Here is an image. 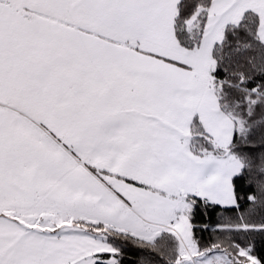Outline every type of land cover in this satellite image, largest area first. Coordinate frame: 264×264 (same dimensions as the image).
Returning <instances> with one entry per match:
<instances>
[{
  "label": "snow or ice",
  "instance_id": "snow-or-ice-1",
  "mask_svg": "<svg viewBox=\"0 0 264 264\" xmlns=\"http://www.w3.org/2000/svg\"><path fill=\"white\" fill-rule=\"evenodd\" d=\"M0 264H264V0H0Z\"/></svg>",
  "mask_w": 264,
  "mask_h": 264
}]
</instances>
